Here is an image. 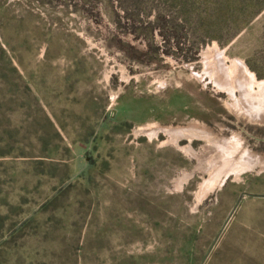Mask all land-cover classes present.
I'll use <instances>...</instances> for the list:
<instances>
[{"label":"rangeland","instance_id":"1","mask_svg":"<svg viewBox=\"0 0 264 264\" xmlns=\"http://www.w3.org/2000/svg\"><path fill=\"white\" fill-rule=\"evenodd\" d=\"M216 60L264 81V0H0V264H264Z\"/></svg>","mask_w":264,"mask_h":264},{"label":"bare ground","instance_id":"2","mask_svg":"<svg viewBox=\"0 0 264 264\" xmlns=\"http://www.w3.org/2000/svg\"><path fill=\"white\" fill-rule=\"evenodd\" d=\"M215 59H217V57ZM217 63L219 67L217 72L215 71H212L211 73L206 72L205 76H208V78H210V81L213 83L214 86H216L217 89L222 90L224 92L226 91L229 96H233L231 97L233 98L235 104L233 107L237 108L238 111L240 112H241V108H247L248 110L251 108V111H253L252 109L258 110L257 114L260 111L262 112V114H264V81H260V82L256 81L254 75L251 74L241 64L236 63L237 65L234 64L235 66L233 65L231 67V66H225V63L222 62V60H218ZM231 64L233 63L231 62ZM255 102L259 104L258 105L259 107H257V105L254 106ZM262 114H260V116ZM228 157H233V156L229 155ZM240 157L241 159H243L242 161L247 162V163L245 162L246 164L244 168L246 167L250 169L251 166L249 165L250 163L249 161L253 159L251 155L247 152H244L243 154H241Z\"/></svg>","mask_w":264,"mask_h":264},{"label":"water","instance_id":"3","mask_svg":"<svg viewBox=\"0 0 264 264\" xmlns=\"http://www.w3.org/2000/svg\"><path fill=\"white\" fill-rule=\"evenodd\" d=\"M244 198H254V199H264V196H259V195H250V194H240V196L238 197L236 204L234 205L233 209L231 210L229 216L227 217L226 221L224 222L223 228L228 224L231 216L233 215V213L235 212L237 206L239 205V203L241 202L242 199ZM220 234L216 237V239L214 240V242L212 243V245L210 246L208 253L206 255V257L208 256V254L210 253V251L212 250V248L214 247V244L216 243V241L218 240Z\"/></svg>","mask_w":264,"mask_h":264},{"label":"flooded vegetation","instance_id":"4","mask_svg":"<svg viewBox=\"0 0 264 264\" xmlns=\"http://www.w3.org/2000/svg\"><path fill=\"white\" fill-rule=\"evenodd\" d=\"M230 98L231 97H233V96H229ZM231 100L233 101V98H231ZM235 104H233L232 105V108H233V110H235V111H237L238 113H246V115H247V111H248V109L247 108H241V112L240 111H238V109L237 108H235V107H233ZM181 134L183 135L184 133L183 132H181ZM185 136V135H184ZM201 136V135H200Z\"/></svg>","mask_w":264,"mask_h":264}]
</instances>
